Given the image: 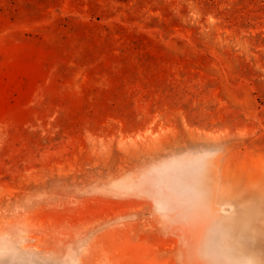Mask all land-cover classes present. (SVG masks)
<instances>
[{"label":"rangeland","instance_id":"rangeland-1","mask_svg":"<svg viewBox=\"0 0 264 264\" xmlns=\"http://www.w3.org/2000/svg\"><path fill=\"white\" fill-rule=\"evenodd\" d=\"M0 264H264V0H0Z\"/></svg>","mask_w":264,"mask_h":264}]
</instances>
